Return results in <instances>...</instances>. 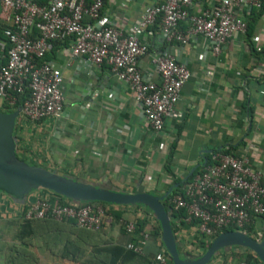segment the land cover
<instances>
[{
  "label": "crops",
  "instance_id": "0c3cea01",
  "mask_svg": "<svg viewBox=\"0 0 264 264\" xmlns=\"http://www.w3.org/2000/svg\"><path fill=\"white\" fill-rule=\"evenodd\" d=\"M220 1L192 0L187 10L200 15ZM161 2L104 0L97 23L134 33L147 45V52L138 59L145 81L160 82L156 60L164 54L190 71L162 131H152L141 102L109 64L95 65L87 57L71 56L72 40L67 39L66 45L47 55L62 71L63 110L59 116L34 122L19 113L17 143L21 138V147L28 150L23 155L62 174L122 191L152 193L171 182L163 165L170 144L176 145L172 169L179 176L190 173L214 149L232 146L237 154L247 156L264 182V95L260 93L264 89V11L251 35L237 32L215 52L212 42L200 34L185 42L167 41L160 19L136 30L145 8ZM252 9L258 7L244 4L237 12L248 21ZM4 24L2 14L0 25ZM188 28L186 19L179 23L180 30ZM3 103L0 97V109ZM186 233L181 230L179 235ZM110 235L123 238L117 229Z\"/></svg>",
  "mask_w": 264,
  "mask_h": 264
},
{
  "label": "built area",
  "instance_id": "2783aa9c",
  "mask_svg": "<svg viewBox=\"0 0 264 264\" xmlns=\"http://www.w3.org/2000/svg\"><path fill=\"white\" fill-rule=\"evenodd\" d=\"M192 0H163L145 8L136 30L146 28L160 19L161 32L167 41L185 42L193 34H200L212 42L218 52L221 44L237 32L246 33L247 23L237 9L244 4L259 7L260 0H221L203 14H190ZM104 0H0V15L4 14V37L9 44L7 61L0 66V97L13 105L16 93L27 86L31 96L20 107V114L29 121L59 116L63 110L62 71L49 61L36 63L53 48L54 40L71 39L70 54L87 57L93 64L107 63L118 80L127 86L141 102L143 112L153 132L162 131L164 120L173 114L182 86L190 77L187 67L169 55L156 60L160 82H147L138 68V59L147 52V45L134 33L98 24ZM189 22L187 31L179 29L183 20ZM38 31L31 37L32 28ZM5 41L0 42V47ZM69 65V64H68ZM264 95V89L260 91ZM213 163L197 173L183 186L185 198L171 201L187 212L186 221L197 220L196 229L214 235L230 224L238 227L249 221L251 214L264 215V182L259 171L251 168L246 155L234 156L215 152ZM26 212L15 207L14 214L25 218L51 216L62 221L73 218L77 226L99 230L103 225L100 205L60 202L52 194H33ZM32 196V197H33ZM132 222L127 230H133ZM258 230L254 238H262ZM149 238V232L137 243L127 244L137 253ZM158 260L164 261L161 254ZM63 264H69L64 262ZM218 264H245L235 260Z\"/></svg>",
  "mask_w": 264,
  "mask_h": 264
},
{
  "label": "trees",
  "instance_id": "16d2710c",
  "mask_svg": "<svg viewBox=\"0 0 264 264\" xmlns=\"http://www.w3.org/2000/svg\"><path fill=\"white\" fill-rule=\"evenodd\" d=\"M38 1L41 2L42 0ZM260 1L261 3L258 9L256 11L252 9L250 11L252 17L246 21V33L248 35H251L253 31L255 20L264 11V0ZM3 31L4 26L0 25V41H5V46L0 50V57H2L0 66L6 63L9 48ZM37 35L38 31L33 27L31 37H36ZM66 40H54L53 48L50 52L54 53L59 46L66 45ZM49 53L43 58H36V63L40 64L43 61H48L47 55ZM15 95V103L10 105L7 101H4L0 111H12L21 107L31 96V90L26 86L23 92L16 93ZM19 117L20 115L18 116L17 123ZM17 131L16 125L14 130L15 135H17ZM18 141L17 156L26 162L36 163L23 155V151L26 152L28 150L21 147V138H18ZM175 149V143L170 144L169 151L163 163L166 174L171 177V182L162 190L152 193L163 195L172 187L163 202L165 207L172 213L171 224L178 243L177 248L180 256H197L202 254L209 247L211 241L223 231L238 230L247 233L252 238H257V231L262 230L263 227L264 215L251 214L249 221L243 226L238 227L235 224H230L220 229L216 234L208 236L196 229L197 220L193 219L187 222L186 210L182 207H177L171 201L176 196L185 198L183 190L184 184L192 180L206 166L213 163L212 155L215 152L239 156L235 152V148L228 146L227 148L214 149L211 154H207L204 157V160L198 164L193 172H186L183 176L175 174L172 169ZM36 164L49 168L38 162ZM132 192H136V190L134 189ZM36 193L52 194L58 197L60 202L64 204L72 202L50 190L38 189L28 195L25 204L19 205L15 204L5 193L0 191V216L8 218L10 223L15 224V232L11 240L0 236V264H38L39 257L35 251L36 247L45 249L52 257L58 259L60 262H69L70 264H173L168 251L161 241L159 222L151 211L143 205H117L101 201L72 202L76 206L90 203L102 207V217L104 219L103 225L99 230L81 228L77 226L73 218L58 221L51 216H45L43 218H25L20 216L15 218V216L10 214V212L14 214L15 206L21 207L25 213L29 204L35 200L33 194ZM129 222H132L134 225L131 231L127 230V224ZM115 229L123 236L122 239L117 240L110 235V232ZM181 230L187 232L183 237L179 235ZM146 232H149V238L143 245L141 253H137L127 247L129 243L137 244ZM157 254H161L164 261L158 260L156 258ZM218 258L224 262L226 260H235L237 262L242 261L245 264H263L255 252L241 247L219 250L208 264H218Z\"/></svg>",
  "mask_w": 264,
  "mask_h": 264
},
{
  "label": "water",
  "instance_id": "95a60500",
  "mask_svg": "<svg viewBox=\"0 0 264 264\" xmlns=\"http://www.w3.org/2000/svg\"><path fill=\"white\" fill-rule=\"evenodd\" d=\"M98 88H103L102 84ZM20 110L19 107L12 111H0V191L5 193L15 204H25L32 191L47 189L74 203L101 201L117 205H143L159 222L161 241L173 264H208L219 250H228L231 247L252 250L264 264V232L261 240L258 241L242 231H223L211 241L209 247L202 254L180 256L171 224L172 213L163 202L172 187L163 195L146 191H122L107 184L93 183L62 174L55 169L26 162L19 158L14 130ZM107 183L109 184V181Z\"/></svg>",
  "mask_w": 264,
  "mask_h": 264
},
{
  "label": "rangeland",
  "instance_id": "374dc122",
  "mask_svg": "<svg viewBox=\"0 0 264 264\" xmlns=\"http://www.w3.org/2000/svg\"><path fill=\"white\" fill-rule=\"evenodd\" d=\"M16 208L18 206H15ZM11 215L15 216V218H18L20 216H16L15 214L11 213ZM15 232V224L10 223V220L8 218H4L0 216V236L4 237L7 240H11L13 237V234ZM35 251L38 254L39 257V263L38 264H63L64 262H60L58 259L52 257L45 249L39 247L35 248ZM69 263V262H68ZM70 264V263H69Z\"/></svg>",
  "mask_w": 264,
  "mask_h": 264
}]
</instances>
